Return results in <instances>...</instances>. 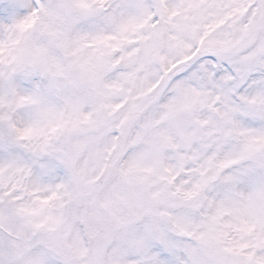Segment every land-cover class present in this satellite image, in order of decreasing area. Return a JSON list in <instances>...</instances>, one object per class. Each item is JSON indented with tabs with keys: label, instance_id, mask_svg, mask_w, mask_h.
<instances>
[{
	"label": "snow or ice",
	"instance_id": "snow-or-ice-1",
	"mask_svg": "<svg viewBox=\"0 0 264 264\" xmlns=\"http://www.w3.org/2000/svg\"><path fill=\"white\" fill-rule=\"evenodd\" d=\"M0 264H264V0H0Z\"/></svg>",
	"mask_w": 264,
	"mask_h": 264
}]
</instances>
